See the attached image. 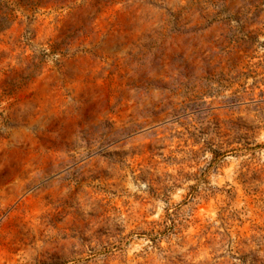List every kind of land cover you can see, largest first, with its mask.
<instances>
[{
  "label": "rangeland",
  "instance_id": "374dc122",
  "mask_svg": "<svg viewBox=\"0 0 264 264\" xmlns=\"http://www.w3.org/2000/svg\"><path fill=\"white\" fill-rule=\"evenodd\" d=\"M0 264H264V0H0Z\"/></svg>",
  "mask_w": 264,
  "mask_h": 264
}]
</instances>
